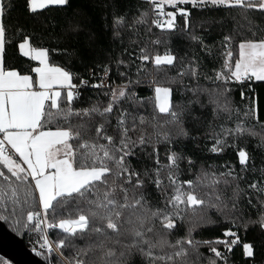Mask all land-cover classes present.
<instances>
[{"label":"snow or ice","instance_id":"obj_1","mask_svg":"<svg viewBox=\"0 0 264 264\" xmlns=\"http://www.w3.org/2000/svg\"><path fill=\"white\" fill-rule=\"evenodd\" d=\"M50 6L67 9L71 0L22 2L28 16ZM98 6L103 31L121 51L113 57L114 49H94L104 59L85 64L82 73L67 66L85 63L78 50L21 38L23 26L6 22L16 5L0 0V221L31 233L32 251L45 264H228L226 253L239 243L234 229L264 233V120L243 88L247 83L251 92L248 82H264V35L256 38L264 24L249 16L264 17V0H131L124 11L119 0ZM234 9L251 37L239 31L245 25L231 16ZM194 10L202 17L195 23ZM220 10L234 21L233 31L219 41L222 62L209 74L194 49L181 55L171 45H199L212 58L217 45H208L205 33L223 22L210 15ZM79 16L73 10L71 32L82 30ZM96 37L89 33L90 49ZM50 53L65 55L67 64ZM17 54L34 63L21 70L12 63ZM145 85L151 94L142 96ZM233 85L240 86L239 103ZM88 89L92 96L84 95ZM247 138L262 153L259 169L240 146ZM201 139L212 154L234 149L239 170L226 162L216 171L201 161L193 174L197 161L185 142L199 147ZM182 165L193 178L181 179ZM257 171L260 178L242 187ZM242 200L259 205L255 219L245 218ZM221 222L229 225L221 236L195 237L198 228ZM243 255L255 256L253 243L243 244ZM0 264L9 261L0 257Z\"/></svg>","mask_w":264,"mask_h":264},{"label":"trees","instance_id":"obj_2","mask_svg":"<svg viewBox=\"0 0 264 264\" xmlns=\"http://www.w3.org/2000/svg\"><path fill=\"white\" fill-rule=\"evenodd\" d=\"M23 0H13V3L16 7L11 11V19L6 22L9 24H14L17 21L23 28L26 30L25 32H21L20 37L28 34L32 36V41L37 46H44L49 48H68L69 50L76 49L78 50L80 56L84 60V64H81L78 60L73 59L71 64H67V57L60 53H50L52 59L60 64H67L68 67L72 68L74 71L84 72L85 64L91 66V64L96 59H104L103 52L100 53V56H96V51L101 47L104 49H114L112 51L113 57L117 55L121 51V46L119 43L110 44V32L103 31L104 19L102 17V12L104 9L100 8L98 5L100 0H71V7L67 9L57 8L56 6H50L49 9L41 10L35 16H28L22 8ZM131 2V0H119V10L124 11L125 6ZM143 7H148L147 4H144ZM73 10H77L80 12V16L77 17L83 25L82 30L79 32H71L69 26V19L72 18ZM109 11V22L111 20V10ZM210 15L215 16L217 19L224 17L223 22L219 24L213 25L212 34L210 36L205 33L206 43L208 45H213L214 43L217 45L216 47H212V58H209L205 55L204 52L200 50L199 45H192L185 41L174 40L172 42V50L178 51L179 54H183L185 50H189L188 54L192 55L195 50V54L198 57L203 58V63L201 66L202 72H209L213 68H216L222 62V58L219 53L221 49L219 48V41L222 39V36L227 33H232L234 21L228 16L223 10L210 13ZM231 16H236L237 20L240 21L241 24L245 25V28H240L239 31L244 33V36L251 37V32L247 31L246 25L247 21L243 20L239 10H232ZM249 16L256 21L258 24H264V17H261L259 13H249ZM200 12L193 11L192 20L195 23L198 19H201ZM33 31L35 35H33ZM154 31L159 32L158 29H154ZM203 29H197V33L202 32ZM95 32L97 34L96 43L93 45V48H89V33ZM260 35H264V33H258L257 39ZM242 37H237V40ZM159 51L163 53L164 45L159 47ZM9 57L11 58L12 49L8 50ZM127 59V56L124 57ZM14 66L24 70V68L32 64L26 57L19 56L18 54L15 56L14 60H12ZM175 69L172 70L170 74H174ZM202 84L205 83L203 79L200 81ZM251 83L253 91H249L247 83L243 86L246 97H253L259 108L260 119L264 120V82H248ZM235 91L233 92V96L237 103L240 102V86L233 85ZM140 94L142 96L150 95V90L147 85L143 86L140 90ZM85 96H92V90L88 89L85 93ZM95 97L93 96V99ZM185 151L192 155L194 159H196V165H193V174L196 169L199 167L201 161L204 162L205 167L208 165H213L214 170L222 171L223 169L219 168V165H223L226 162L229 165H236L237 170H239L238 158L236 156V151L232 148H228L222 154H212L206 151L205 144L206 141L201 139L197 143L200 145L199 147H195L192 141H187ZM210 143V142H209ZM255 140L252 138H247V143L245 141H240V146L246 147L247 150L254 157V163L257 169L262 164V153L254 150ZM184 167V175H182L181 179H191L193 178L188 174V170L186 166ZM251 167V165H250ZM212 170V169H210ZM260 178V173L257 171L255 175L251 172L248 174L247 180L241 182V186L243 187L245 183H251L253 179ZM230 191V190H229ZM253 203H256L255 198H253ZM242 210L244 212L245 218L249 215L255 219L257 216V209L259 205L257 204V208L254 209L251 206L247 205L246 200H242L241 203ZM210 215L213 219H219L215 211H211ZM4 222V221H3ZM6 226L15 233L17 236L24 239L27 247V231H22L17 233L13 231V229L9 226L8 223L4 222ZM229 225L221 222L216 225H205L201 228H198L195 232V237L197 239H212L217 236L222 235V229ZM237 231V235L239 236V243L233 246L231 252H227L226 255L228 257V264H264V233H261L258 228L255 226L249 227L247 231L243 228L234 229ZM177 234H183L181 230ZM50 235L54 238V233H50ZM244 243H253L255 246V256L253 258L245 257L243 255V244ZM221 251L224 249L220 248ZM201 252L205 254V256L211 255L207 251L206 246L201 247ZM1 257V256H0ZM4 259V258H3ZM5 260V259H4ZM53 260H55V256H53ZM10 264V263H9Z\"/></svg>","mask_w":264,"mask_h":264},{"label":"water","instance_id":"obj_3","mask_svg":"<svg viewBox=\"0 0 264 264\" xmlns=\"http://www.w3.org/2000/svg\"><path fill=\"white\" fill-rule=\"evenodd\" d=\"M0 256L10 264H45L44 259L34 255L23 238L17 236L0 221Z\"/></svg>","mask_w":264,"mask_h":264},{"label":"built area","instance_id":"obj_4","mask_svg":"<svg viewBox=\"0 0 264 264\" xmlns=\"http://www.w3.org/2000/svg\"><path fill=\"white\" fill-rule=\"evenodd\" d=\"M34 239H35V237L31 233H28L27 234V244H28V248L35 255V253L32 251V247H33L32 240H34ZM40 258H42V257H40Z\"/></svg>","mask_w":264,"mask_h":264}]
</instances>
